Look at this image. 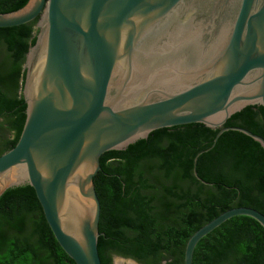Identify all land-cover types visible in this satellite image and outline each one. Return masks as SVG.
<instances>
[{
    "label": "water",
    "instance_id": "obj_1",
    "mask_svg": "<svg viewBox=\"0 0 264 264\" xmlns=\"http://www.w3.org/2000/svg\"><path fill=\"white\" fill-rule=\"evenodd\" d=\"M36 18L24 62L26 119L0 155V197L33 187L76 264H102L94 177L105 152L156 129L202 123L219 130L193 173L212 184L196 163L223 132H242L264 149L263 136L225 126L247 106L264 110V0H28L0 13V27ZM238 215L264 228L259 210L230 208L191 235L184 264H193L204 236Z\"/></svg>",
    "mask_w": 264,
    "mask_h": 264
},
{
    "label": "trees",
    "instance_id": "obj_2",
    "mask_svg": "<svg viewBox=\"0 0 264 264\" xmlns=\"http://www.w3.org/2000/svg\"><path fill=\"white\" fill-rule=\"evenodd\" d=\"M28 0H0V13ZM38 18L0 27V155L17 143L26 119L22 93L29 47ZM225 126L264 137V110L251 105ZM191 123L156 129L123 150L105 152L94 184L101 202L98 250L102 264L114 255L141 264H184L191 235L222 212L238 206L264 214V149L246 134ZM0 264H76L58 243L33 187L8 189L0 197ZM193 264H264V228L234 216L196 245Z\"/></svg>",
    "mask_w": 264,
    "mask_h": 264
},
{
    "label": "rangeland",
    "instance_id": "obj_3",
    "mask_svg": "<svg viewBox=\"0 0 264 264\" xmlns=\"http://www.w3.org/2000/svg\"><path fill=\"white\" fill-rule=\"evenodd\" d=\"M113 258L115 261L114 264H140V263H136L135 261H132L128 258H124V257H120V256H115Z\"/></svg>",
    "mask_w": 264,
    "mask_h": 264
}]
</instances>
